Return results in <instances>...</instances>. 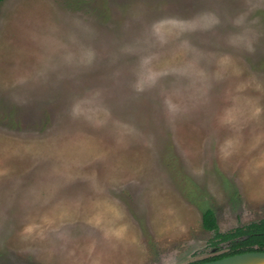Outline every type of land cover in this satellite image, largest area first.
<instances>
[{"label": "rangeland", "instance_id": "1", "mask_svg": "<svg viewBox=\"0 0 264 264\" xmlns=\"http://www.w3.org/2000/svg\"><path fill=\"white\" fill-rule=\"evenodd\" d=\"M264 218V0L0 3V264H188Z\"/></svg>", "mask_w": 264, "mask_h": 264}, {"label": "trees", "instance_id": "2", "mask_svg": "<svg viewBox=\"0 0 264 264\" xmlns=\"http://www.w3.org/2000/svg\"><path fill=\"white\" fill-rule=\"evenodd\" d=\"M2 1L0 0V3ZM202 220L204 227L214 232L212 243L219 245L220 243L226 242L227 251L195 262L217 259L246 251L264 250V218L243 226H238L227 232H221L219 230L216 213L211 208L203 211Z\"/></svg>", "mask_w": 264, "mask_h": 264}, {"label": "water", "instance_id": "3", "mask_svg": "<svg viewBox=\"0 0 264 264\" xmlns=\"http://www.w3.org/2000/svg\"><path fill=\"white\" fill-rule=\"evenodd\" d=\"M190 264H264V250H253Z\"/></svg>", "mask_w": 264, "mask_h": 264}]
</instances>
